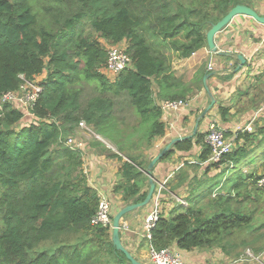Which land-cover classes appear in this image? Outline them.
<instances>
[{"label": "trees", "instance_id": "16d2710c", "mask_svg": "<svg viewBox=\"0 0 264 264\" xmlns=\"http://www.w3.org/2000/svg\"><path fill=\"white\" fill-rule=\"evenodd\" d=\"M251 1L0 0V96L18 88L20 73L27 79L45 74L27 123L16 127L23 113L7 102L0 104V264H131L112 242L108 227L90 223L98 194L82 170L81 151L66 145L64 135L83 120L111 141L117 151L111 154L120 161L113 191L125 202L141 201L151 160L141 158L140 144L150 146L165 131L155 96L185 100L191 90L173 74L172 57H186L205 46L212 22L233 5ZM122 41L131 66L111 81L101 72L106 44ZM203 74L200 70L194 77L199 87ZM82 80L95 82L101 92H126L140 133L130 136L135 126L131 133L117 126L108 96L94 95L81 106ZM219 111L223 118L227 108L219 106ZM204 138L205 133H197L194 141L201 161L210 153ZM234 141L236 146L217 162L205 163L206 173L245 160L249 143L264 144V127L237 131ZM192 145V137L180 139L159 160ZM263 175L264 168L243 173L234 187L245 183L250 189L244 198L251 192L257 196L264 191V184L258 185ZM176 177L179 185L188 175L181 170ZM196 196L187 197V206L179 203L168 216L158 217L150 244L186 251L219 247L231 255L229 246L237 243L230 237L247 226L252 231L245 203L219 194L198 204Z\"/></svg>", "mask_w": 264, "mask_h": 264}, {"label": "crops", "instance_id": "0c3cea01", "mask_svg": "<svg viewBox=\"0 0 264 264\" xmlns=\"http://www.w3.org/2000/svg\"><path fill=\"white\" fill-rule=\"evenodd\" d=\"M262 36H264V24L250 16L240 14L214 36L217 49L224 51V54L212 53L205 45L186 57H172L173 74L183 83L190 84L191 90L185 97V106L175 110L161 108V120L165 124L164 134L154 138L150 146L140 150L141 158L151 160L177 137H192L193 145L189 151L174 150L168 158L158 160L151 169L155 190L159 184L164 185L159 215L168 216L171 209L181 201L185 206L188 205L186 182L194 175L190 168L196 167L200 173L205 163H208L207 160L199 159L200 146L194 142L197 133H205L209 124L215 123L229 132L228 137L234 139L237 131H246L247 125L254 127V130L257 126L264 127V50L259 46ZM234 53L242 54L246 60L245 64L236 71L238 61ZM200 70L203 75L207 74V77L204 84L202 76V86L199 87L193 81ZM101 72L108 79L114 80L113 74L108 70L101 69ZM211 99L214 100L212 105ZM155 100L160 107L162 98L155 96ZM219 106L227 108L223 118ZM86 133L87 131L79 126H76L72 133L85 142V148L81 152L82 170L88 184L96 190L98 197L105 195L112 202L113 211L118 210L125 201L121 199L119 193L113 191L118 180L120 161L111 152L117 151L99 140L88 137ZM239 142L242 143L241 140ZM181 170L188 177L179 185H175L178 181L176 174ZM148 179L146 175L140 194L146 195L149 187ZM152 208L153 196L149 203L129 211V216L121 218L127 228L119 231V237L126 249L136 259L145 263H148L149 256L148 252L140 247V242L143 240L140 239L139 230L143 218ZM171 247L180 254L183 264H204L217 259L226 262L230 257L219 247L193 248L189 251ZM136 250H139L138 254L132 253ZM258 264H264V261L258 260Z\"/></svg>", "mask_w": 264, "mask_h": 264}, {"label": "rangeland", "instance_id": "374dc122", "mask_svg": "<svg viewBox=\"0 0 264 264\" xmlns=\"http://www.w3.org/2000/svg\"><path fill=\"white\" fill-rule=\"evenodd\" d=\"M250 4L261 14H264V0H252ZM45 74H40L35 76V80H41ZM80 86V95L79 100L81 106L85 105L88 98L94 96V95H104L108 96L112 99V113L115 117V121L117 126L126 131L127 133H131V128L135 126V130L131 133L130 136L133 134L138 135L140 133V128L138 127V118L137 115L134 114L132 106L129 102V97L127 96L126 92H120L119 94H114L111 92H101L99 89H97V85L93 81H85L82 80L79 84ZM263 102V101H262ZM27 123V115L24 116V118L16 124V127ZM252 131L254 130V127L251 128ZM87 136L91 137L92 139H96L97 141H101L93 130L92 132L87 131ZM134 135L133 137H136ZM68 134L64 135V138H66ZM102 139H104L110 147H112L114 150L115 145L109 140H107L105 137L99 135ZM129 142H127L128 144ZM234 147L236 146V143H234ZM106 145V144H105ZM141 147L139 150H142L144 148L143 144H140ZM256 143L252 142L249 143L247 146V149H251V151L248 153L247 157L244 158L245 160L241 161L236 166L229 165L226 167V165H222L219 168H211L207 173L205 172V167L203 168L202 172L199 173V169L196 167H191L190 171L194 173L193 176H191L189 179H187L186 182V195L187 197L190 196H196V201H199L198 204L206 203L209 198H214L219 194L223 195H229L232 196L236 201L242 202L245 205L246 211L249 213L251 221L250 225H252V231L247 226L245 230L237 231L234 235L230 237V239L237 243L234 245H230L229 248L231 249L232 253L238 252V255H233L231 253L230 257L226 259V262L220 261L217 259V261H209L210 263H204V264H258V260L264 261V191L260 192L257 196H255L254 192L250 193V197L244 198V193L246 188L250 189V186H244L245 183L239 187H234L235 182L239 179H241V174H249L251 172H258L261 173L264 168V158H259L261 155V151L264 150V144L262 146L255 147ZM130 144L128 145V147ZM127 150V149H126ZM137 151V150H136ZM254 157V162L250 163L247 162V159L250 157ZM226 167V168H225ZM191 191V192H190ZM237 191H240L242 194L238 195ZM163 193V190H162ZM191 193V194H190ZM255 198V199H254ZM162 199V198H161ZM118 201V200H117ZM131 202H124L122 203L124 206ZM183 203V202H181ZM121 208V207H120ZM117 212V209H115L112 212V218L114 214ZM130 212H127L123 215L122 218H125L129 216ZM109 233H111L112 228H108ZM246 231H251L247 233ZM122 237V236H121ZM241 238H246L248 240V244L245 246L240 245L239 241ZM122 241V239H120ZM143 241L140 242L141 249L149 251V243L142 239ZM124 245V244H123ZM125 247V245H124ZM126 248V247H125ZM261 248V249H260ZM250 253L249 255L246 253V251ZM139 252V250L132 251ZM262 253V254H261ZM252 256V257H250ZM136 258V257H135ZM143 262V261H141ZM145 263V262H143ZM147 264V263H146ZM203 264V263H200Z\"/></svg>", "mask_w": 264, "mask_h": 264}, {"label": "built area", "instance_id": "2783aa9c", "mask_svg": "<svg viewBox=\"0 0 264 264\" xmlns=\"http://www.w3.org/2000/svg\"><path fill=\"white\" fill-rule=\"evenodd\" d=\"M259 46L264 50V36L259 40ZM131 66V58L126 52L125 42H118L116 44H106V60L101 69L108 70L113 74L114 79L125 68ZM210 69V67H208ZM20 84L17 89L7 90L0 96V104L7 102L17 109H19L23 116L32 115L30 110L35 100L37 99L41 86L40 80H35V77L31 79L25 78L24 74H18ZM110 80V79H109ZM112 81V80H111ZM186 100L181 99H162L160 101V109L175 110L179 107L185 106ZM81 129L92 132V128L88 126L83 120L78 122ZM252 127L246 126V131L251 132ZM108 147L109 144L99 137ZM204 141L210 149L209 156L207 158L208 163L217 162L224 154L230 152L234 147V139L225 135V131L218 127L215 123H210L206 132ZM64 143L69 147L78 151H83L85 148V142L79 138H76L72 133L68 134ZM264 184V175L258 181V185ZM163 183L159 184L153 192V208L145 215L141 223V229L139 230L140 239H145L149 243L148 251V263L147 264H183L180 254L171 246L156 249L150 244L151 230L155 225L159 215V206L162 197ZM183 202V201H181ZM112 212L113 204L108 197L100 195L98 197V204L95 212L91 216L90 223L93 226H102L112 228ZM126 223L120 221L119 231L126 230ZM246 253L249 255L248 250ZM252 257V256H250Z\"/></svg>", "mask_w": 264, "mask_h": 264}, {"label": "water", "instance_id": "95a60500", "mask_svg": "<svg viewBox=\"0 0 264 264\" xmlns=\"http://www.w3.org/2000/svg\"><path fill=\"white\" fill-rule=\"evenodd\" d=\"M240 14L250 16L255 21L264 24V14L259 13L252 5L243 4V3H237L233 5L221 18H219L215 22H212L205 32L206 45L212 53H216V54L225 53L224 51H220L219 49H217L216 44L214 42V36L217 32L221 31L236 15H240ZM233 55L238 61V64L235 67V71H236L242 65L245 64L246 60L243 57V55L240 53H234ZM206 77H207V74L203 75L204 84H205ZM213 103H214V100L211 99V105ZM183 138H186V137H177V138L172 139L157 155H155L151 159L150 163L148 164L145 170V173L149 178L148 179L149 187H148V191L145 197L141 201L133 202V203L131 202V203H128L122 206L121 208L117 210V212L114 214L112 218V230H111L112 242L118 249H120L121 251L125 253L126 257L129 259L131 264H146V263H143L139 261L138 259H136L122 244L120 237H119V224H120L121 218L125 213L149 203V201L152 198L154 189H155V182L152 178V173H151L152 167L160 159L161 155L166 150H168L174 142L180 139H183Z\"/></svg>", "mask_w": 264, "mask_h": 264}]
</instances>
